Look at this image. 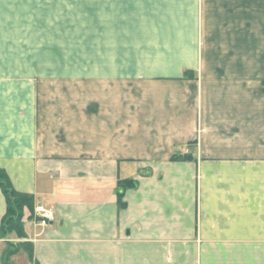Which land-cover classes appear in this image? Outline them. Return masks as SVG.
<instances>
[{"label":"crops","instance_id":"crops-1","mask_svg":"<svg viewBox=\"0 0 264 264\" xmlns=\"http://www.w3.org/2000/svg\"><path fill=\"white\" fill-rule=\"evenodd\" d=\"M135 5L119 42L66 79L0 35V168L55 211L46 228L25 221L36 260L159 264L197 235L194 249L232 235L230 249L264 250V0ZM6 210L0 188V227Z\"/></svg>","mask_w":264,"mask_h":264},{"label":"rangeland","instance_id":"rangeland-1","mask_svg":"<svg viewBox=\"0 0 264 264\" xmlns=\"http://www.w3.org/2000/svg\"><path fill=\"white\" fill-rule=\"evenodd\" d=\"M135 7V0H0V35L7 39L10 50L17 51L16 60L23 53L28 54L26 64L28 59L36 68L46 67L49 79L58 77L56 73L59 72H63L66 79L73 74L74 69L88 66L95 55H103L105 49L113 48L115 41L119 42L120 29L126 33V28L134 24ZM39 205L35 202L32 220L28 218L30 212L26 210V221L46 228L49 225H40L35 216ZM231 236H224L222 250L194 249V242L204 245L198 235L190 242L191 249H186L179 242L175 249L167 246L160 251L159 264H200L205 257L209 264L219 261V257L223 261L221 264H264L263 249H230L233 245L238 246L226 240V237ZM9 239L15 243L29 241L28 237L18 239L16 234H12ZM241 245L248 247L251 244L246 242ZM19 253L26 254L31 262L28 252L20 250L12 258L15 264Z\"/></svg>","mask_w":264,"mask_h":264},{"label":"trees","instance_id":"trees-1","mask_svg":"<svg viewBox=\"0 0 264 264\" xmlns=\"http://www.w3.org/2000/svg\"><path fill=\"white\" fill-rule=\"evenodd\" d=\"M194 73L192 71H186L183 78H193ZM180 157L174 155L172 160H177ZM138 182L135 179L127 178L119 180L118 182V205L120 209L126 207L124 200L125 191L127 189L136 188ZM0 188L2 189L6 201L7 210L2 219L0 227V238L5 241L6 248L2 254V264H15L12 261L20 250L28 252L29 259L34 264H39L34 257V244L30 241H19L14 242L10 238L12 234H16L18 239H25L28 237L25 227L26 210L30 212L29 219H33L35 210V196L31 193L21 192L15 189L12 182L10 181L5 170L0 169Z\"/></svg>","mask_w":264,"mask_h":264},{"label":"built area","instance_id":"built-area-1","mask_svg":"<svg viewBox=\"0 0 264 264\" xmlns=\"http://www.w3.org/2000/svg\"><path fill=\"white\" fill-rule=\"evenodd\" d=\"M36 218L40 225L47 226L55 219L54 210L50 207L39 205L36 208Z\"/></svg>","mask_w":264,"mask_h":264},{"label":"water","instance_id":"water-1","mask_svg":"<svg viewBox=\"0 0 264 264\" xmlns=\"http://www.w3.org/2000/svg\"><path fill=\"white\" fill-rule=\"evenodd\" d=\"M189 160H192L193 159V157L192 156H189V157H187Z\"/></svg>","mask_w":264,"mask_h":264}]
</instances>
